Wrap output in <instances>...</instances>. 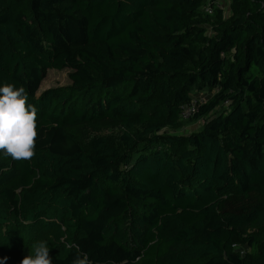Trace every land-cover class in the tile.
I'll return each instance as SVG.
<instances>
[{
  "label": "trees",
  "instance_id": "1",
  "mask_svg": "<svg viewBox=\"0 0 264 264\" xmlns=\"http://www.w3.org/2000/svg\"><path fill=\"white\" fill-rule=\"evenodd\" d=\"M221 1L0 0V86L38 109L34 158L0 151L2 264L40 240L53 264H264V0ZM101 120L120 135L66 131Z\"/></svg>",
  "mask_w": 264,
  "mask_h": 264
},
{
  "label": "clouds",
  "instance_id": "2",
  "mask_svg": "<svg viewBox=\"0 0 264 264\" xmlns=\"http://www.w3.org/2000/svg\"><path fill=\"white\" fill-rule=\"evenodd\" d=\"M38 109L27 102L24 87L12 84L0 86V151L15 161L31 160L35 156L38 138ZM7 260V257H3ZM2 264V261H0ZM20 264H53L47 242L31 245V253ZM72 264H91L87 253H80Z\"/></svg>",
  "mask_w": 264,
  "mask_h": 264
},
{
  "label": "rangeland",
  "instance_id": "3",
  "mask_svg": "<svg viewBox=\"0 0 264 264\" xmlns=\"http://www.w3.org/2000/svg\"><path fill=\"white\" fill-rule=\"evenodd\" d=\"M220 6L223 9L224 14L227 15L229 12L228 0H222ZM70 71L71 69L69 68L62 70L48 69L45 77L40 83L38 93L48 87L61 86L70 83L68 77ZM209 95L210 93L207 91L193 92V98L199 102L207 100ZM204 121L205 117L191 119L190 121L184 122L182 127L174 131V133H189L197 130L203 125ZM121 130L122 129L117 121L106 120L83 122L66 127V131L70 133L85 149L88 147L89 141L95 136L105 135L115 139L120 135ZM25 234V232L21 234L23 235V238L26 237ZM10 247L11 252L9 258L7 255L4 256L9 259V262L15 263L20 257L23 258L26 255L23 251L17 250L14 245H11ZM234 247L240 252H243L246 249V246L239 240L234 241Z\"/></svg>",
  "mask_w": 264,
  "mask_h": 264
},
{
  "label": "built area",
  "instance_id": "4",
  "mask_svg": "<svg viewBox=\"0 0 264 264\" xmlns=\"http://www.w3.org/2000/svg\"><path fill=\"white\" fill-rule=\"evenodd\" d=\"M203 10L205 13L207 14H212L213 13V6L210 3V0H206V3L203 6ZM200 102L195 100L194 98L191 99V101L187 104H184L180 107V111H179V117L182 120H188L190 118H192V116L195 114L197 108H198V104ZM225 104L228 105L229 101H225Z\"/></svg>",
  "mask_w": 264,
  "mask_h": 264
}]
</instances>
